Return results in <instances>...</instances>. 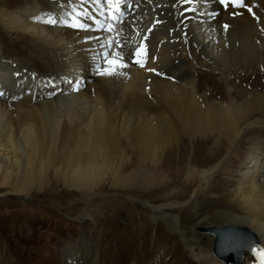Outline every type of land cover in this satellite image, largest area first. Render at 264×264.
<instances>
[{
	"label": "bare ground",
	"instance_id": "obj_1",
	"mask_svg": "<svg viewBox=\"0 0 264 264\" xmlns=\"http://www.w3.org/2000/svg\"><path fill=\"white\" fill-rule=\"evenodd\" d=\"M123 1L0 0L11 38L0 33V192L63 185L54 196L74 193L79 219L131 217L120 262L228 264L197 230L215 225L253 230L264 262V0H131L113 36ZM202 145L205 160L196 151L185 164ZM182 177L189 206L175 209L182 194L145 199ZM109 185L123 200L94 199ZM113 225L105 237L123 228ZM116 245L81 234L49 264H112ZM258 262L246 252L241 264Z\"/></svg>",
	"mask_w": 264,
	"mask_h": 264
},
{
	"label": "rangeland",
	"instance_id": "obj_2",
	"mask_svg": "<svg viewBox=\"0 0 264 264\" xmlns=\"http://www.w3.org/2000/svg\"><path fill=\"white\" fill-rule=\"evenodd\" d=\"M10 1L12 4H18L20 2H23L24 0ZM130 1L131 0H124L123 2H120V6H118L115 11L113 10V18L111 20V31L113 33V36L117 34V29L120 27V24L124 22L126 16L128 15L127 7L130 4ZM205 10L206 9H203L201 11V14H205ZM0 33L4 35V39L11 40L10 36L5 33L4 30L0 29ZM74 78L75 77H73L71 80L73 81ZM89 79L91 78L88 76L87 80ZM218 87L223 88L222 82L218 84ZM196 151L197 161L202 162V160H205V158L203 157L207 155L206 152L209 153L210 149H205L203 145L200 147L197 146L195 149L193 146H191L187 153V157L183 159L185 161V164H187L191 160L194 152ZM247 163L248 160H245L244 165L241 167L244 168ZM173 168L175 170H178V168H176L175 166ZM179 179L180 181L176 182L169 188L161 190L155 194H152L151 196H145V199L154 205H160L161 203L156 202L154 197H163L164 194H182L183 197H175L177 199H173L176 206L175 209L185 208L189 206L193 188L188 190V188L185 186L186 181L184 177ZM50 186L51 185L46 186L41 190L33 191L32 194L27 197H22V195L10 193L8 190H6V188H2L3 191L0 192V264H49L53 261L55 263H58V252L60 250V246L66 241L76 240L81 234H85L90 239L98 241V244L100 242H102L103 245L106 243L109 245H116L118 243L107 256V258H111L110 261H112V264H149L145 260H141L140 263H136L133 260V254H131L128 260L125 262H123L122 260V262H120V260L116 259V250L122 249L120 246V243H122V241L119 239L124 237L125 234L123 235V231L130 230L132 228L129 224V220L131 217L123 215V219H117L115 216H112V218L110 219V223L108 224H99L97 222L98 220L93 219L92 216H94V214L87 215V217H89L90 219H79L77 217V212H72L68 208V204L71 203V200L75 197V194L70 193L64 198L55 197L54 194L65 192V187L63 185H56L54 187ZM98 192L100 193H97L98 195L96 194L94 196V199H97L98 202H102L103 200L115 199L123 200V193H125V189H119L109 185L108 188L99 190ZM199 197H203V195ZM55 200L60 201L59 205H57ZM64 204L65 206H62ZM90 212L92 213V209L90 210ZM173 212L174 214L178 213L177 211ZM112 213L113 210L107 214L111 215ZM94 217L98 218V215L96 214ZM159 219L163 220L161 219V217ZM113 224H122L123 228L119 230L117 229L114 235H112V237L110 236L111 238L107 236L106 238L105 235L110 230L109 227ZM162 224L163 226L161 230H164L165 234H171L172 230L166 223V221L163 220ZM211 227H198L197 230L200 233H211L208 231V229ZM214 237L215 236L213 234V240ZM176 244L180 246V250L182 251V246L180 245L181 243L178 242ZM213 248L214 242L211 246L212 253Z\"/></svg>",
	"mask_w": 264,
	"mask_h": 264
},
{
	"label": "water",
	"instance_id": "obj_3",
	"mask_svg": "<svg viewBox=\"0 0 264 264\" xmlns=\"http://www.w3.org/2000/svg\"><path fill=\"white\" fill-rule=\"evenodd\" d=\"M214 234L213 252L228 264H241L246 252L257 255L260 243L257 236L247 227L240 225L213 226L208 229Z\"/></svg>",
	"mask_w": 264,
	"mask_h": 264
},
{
	"label": "snow or ice",
	"instance_id": "obj_4",
	"mask_svg": "<svg viewBox=\"0 0 264 264\" xmlns=\"http://www.w3.org/2000/svg\"><path fill=\"white\" fill-rule=\"evenodd\" d=\"M219 3L223 4L225 6V8L231 6L233 8H240V7H246L244 0H219ZM248 11L251 12L252 9L251 7H248ZM236 14V13H233ZM98 26V30H102V25L99 19H97L96 17H90ZM77 19L79 20V16H77ZM49 23H56V21L54 20H50L48 21ZM79 27L83 28L84 24L83 21H80ZM89 27H91V25H89ZM225 27H227V25H225ZM109 63L115 64L116 61H109Z\"/></svg>",
	"mask_w": 264,
	"mask_h": 264
}]
</instances>
